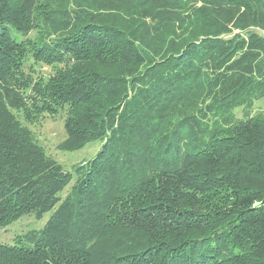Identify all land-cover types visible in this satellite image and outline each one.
<instances>
[{
	"label": "trees",
	"instance_id": "obj_1",
	"mask_svg": "<svg viewBox=\"0 0 264 264\" xmlns=\"http://www.w3.org/2000/svg\"><path fill=\"white\" fill-rule=\"evenodd\" d=\"M262 98L264 0H0V264H264Z\"/></svg>",
	"mask_w": 264,
	"mask_h": 264
},
{
	"label": "rangeland",
	"instance_id": "obj_2",
	"mask_svg": "<svg viewBox=\"0 0 264 264\" xmlns=\"http://www.w3.org/2000/svg\"><path fill=\"white\" fill-rule=\"evenodd\" d=\"M38 31L32 30L30 36H37ZM37 71L43 72L45 75L51 74L55 67L46 64H35ZM264 109V98L256 100L254 105V111ZM235 112L238 117L243 116V108L237 107ZM29 126L35 132L38 141L46 148L47 152L56 158L66 170H72L73 165L84 159H90L95 156L100 149L102 142L93 141L88 143L85 147L77 150H61L58 149V145L67 139V132L65 128V117L62 113L57 115H48L41 117L34 124ZM71 186L64 192L63 196H66ZM52 212H47L43 218L38 219L34 215L29 214L21 217L19 220L13 222L6 228L0 230V243L7 242L13 243L17 233L26 231L29 229L42 228L48 221Z\"/></svg>",
	"mask_w": 264,
	"mask_h": 264
}]
</instances>
